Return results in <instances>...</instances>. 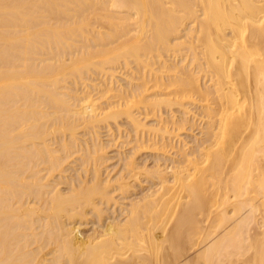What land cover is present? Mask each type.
<instances>
[{
  "label": "bare ground",
  "instance_id": "1",
  "mask_svg": "<svg viewBox=\"0 0 264 264\" xmlns=\"http://www.w3.org/2000/svg\"><path fill=\"white\" fill-rule=\"evenodd\" d=\"M0 264H264V0H0Z\"/></svg>",
  "mask_w": 264,
  "mask_h": 264
},
{
  "label": "rangeland",
  "instance_id": "2",
  "mask_svg": "<svg viewBox=\"0 0 264 264\" xmlns=\"http://www.w3.org/2000/svg\"><path fill=\"white\" fill-rule=\"evenodd\" d=\"M125 71L123 70L122 71V74L124 73ZM120 76V75H119ZM119 78H121V77H119ZM123 82L125 83L126 81L125 80H123ZM122 81H121V84L123 83ZM123 83V84H124ZM124 85H126V84H124ZM117 87H118V84H117ZM116 87V88H117ZM103 101V100H102ZM145 115V114H144ZM144 115H142L141 116V118H144ZM178 115H179V113H178ZM180 116V115H179ZM154 118H152L151 116L148 118V120L146 121V122H148L149 121V123L148 124H151L152 123V120H153ZM145 121V120H144ZM114 127V126H113ZM114 130H115V127H114ZM104 131H106V129L105 130H103V133H105ZM109 133V131L107 130L106 131V133L105 134H103L102 136H103V139H104V142L106 143V140L105 139H108L107 138V134ZM116 135H117V138H118V136H119V133H118V131H117V129L115 130V132H114ZM198 133H199V130L198 131H196L195 132V134H197L198 135ZM111 134V132L109 133V135ZM105 135V136H104ZM125 135V136H124ZM199 136V135H198ZM105 137V138H104ZM123 137L125 138V139H120L119 140V138H118V141L116 140V145H118V143L120 144V142H123V140H126L127 139V136H126V134H123ZM184 137H186V135H184ZM113 138V137H112ZM195 137H193V139H194ZM109 139L110 140H112L111 139V137L109 136ZM192 138L191 137H189V138H187V140L189 141V140H191ZM179 141H177V144H179L178 143ZM115 145V147L113 148V147H110V151L107 149V152H109V157H111L109 160H108V166L110 167V168H108V170L110 171L111 170V172L112 171H114V172H112L113 173V176H114V174H116V172L117 171H115V170H118L117 169V166L119 165V160H120V158L118 157V151H116V150H118L117 149V146ZM178 146V145H177ZM131 146H128L127 148H126V150H128L129 148H130ZM121 147H119V149H120ZM114 149H116V150H114ZM112 151H116V152H112ZM117 154V155H116ZM145 156H147V155H144V157ZM143 156H142V158H144ZM145 158H147V157H145ZM141 160V161H140ZM142 160L143 159H139V162H142ZM151 163V162H150ZM114 167H115V169H114ZM114 169V170H113ZM112 173H111V176H112ZM106 176V173H104V177ZM116 216V215H115ZM91 226H88V227H86V228H83V231L84 232H86V231H88L89 229H91L90 228ZM88 232H90V230L88 231Z\"/></svg>",
  "mask_w": 264,
  "mask_h": 264
}]
</instances>
